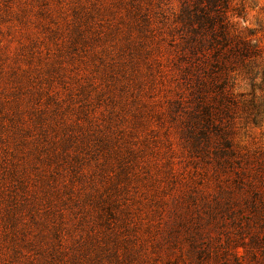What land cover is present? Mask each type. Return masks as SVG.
I'll return each instance as SVG.
<instances>
[{"label":"rangeland","instance_id":"374dc122","mask_svg":"<svg viewBox=\"0 0 264 264\" xmlns=\"http://www.w3.org/2000/svg\"><path fill=\"white\" fill-rule=\"evenodd\" d=\"M0 91V264H264V0H0Z\"/></svg>","mask_w":264,"mask_h":264},{"label":"trees","instance_id":"16d2710c","mask_svg":"<svg viewBox=\"0 0 264 264\" xmlns=\"http://www.w3.org/2000/svg\"><path fill=\"white\" fill-rule=\"evenodd\" d=\"M219 12L216 18L218 23L217 25H219L218 32L221 35L223 44L228 47L231 54H237L240 56L249 55L252 51V44L247 40L242 41V38L234 34L231 30L229 16L222 11ZM211 21L216 24V20Z\"/></svg>","mask_w":264,"mask_h":264}]
</instances>
